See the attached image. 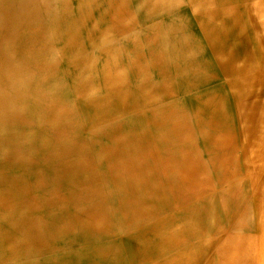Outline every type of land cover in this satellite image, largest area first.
I'll use <instances>...</instances> for the list:
<instances>
[{"label":"rangeland","instance_id":"rangeland-1","mask_svg":"<svg viewBox=\"0 0 264 264\" xmlns=\"http://www.w3.org/2000/svg\"><path fill=\"white\" fill-rule=\"evenodd\" d=\"M147 10L145 0H0V196L3 187L13 189L12 202L0 207V263L44 259L50 252L64 257L67 250L81 256L91 235L76 218L104 230L107 239L96 246L106 252L99 264H144L143 255L152 253L155 240L143 232L154 223L147 225L142 213H153L157 202L173 204L174 196H149L158 180L153 160L146 165L153 179L144 183L137 178L144 167L139 155L118 173L111 154L119 152L116 139L145 137L150 129L161 136L148 120L162 107L172 108L176 119L195 94L181 81L196 71H171L166 62L165 31L173 27L174 43L182 41L177 8L154 21ZM167 19L174 23H163ZM188 21L194 34L197 28ZM153 55L158 66L149 65ZM191 58L198 56L186 61ZM90 100L102 103L98 112ZM124 146L128 154L130 146ZM218 201L220 210L232 203L224 196ZM177 210L170 211L173 218ZM213 245H203L196 258L188 245L185 258L152 254L149 262L220 264L218 243Z\"/></svg>","mask_w":264,"mask_h":264},{"label":"bare ground","instance_id":"bare-ground-1","mask_svg":"<svg viewBox=\"0 0 264 264\" xmlns=\"http://www.w3.org/2000/svg\"><path fill=\"white\" fill-rule=\"evenodd\" d=\"M145 6L148 21L161 20L169 10L177 8L183 18L178 22L182 41L180 45L174 43L173 27L165 31L170 35L165 40L169 54L166 62L171 71L184 69L193 73L195 69L196 73L192 79H181L188 91L189 87L195 88V94H190L189 101L179 107L176 119L172 108L162 107L155 120H148L152 130L161 129V136L150 129L145 137L133 136L126 142L116 139L119 152L111 154L115 163L111 169H118V173H126L128 169L119 168H126V161L139 155L144 167L137 178L144 183L153 179L146 166L149 159L153 160L158 180L155 193L149 196H174L173 204L157 202L153 213L158 210V217L146 210L142 213L147 225L154 223L150 232H143V237L155 240V247H150L152 253L149 250L143 255L144 264H150L152 254L160 258L176 253L185 258L187 244L194 249L196 258V251L204 246L211 248L214 242L219 246L216 256L220 264H264V0H145ZM184 10L190 21L185 20ZM171 20L163 23H174ZM186 21L197 28L194 34L187 30L191 24ZM192 53L198 58L186 61ZM149 59V65L158 66L155 55ZM180 61H184L186 68ZM153 92L155 89L149 90L148 97ZM88 102H93L90 107L96 112L102 105ZM124 145L130 146L128 154L120 149L127 148ZM3 188L0 207L13 200V189ZM223 196L232 203L220 210L216 205ZM175 209L192 217L183 221L182 215L175 219L169 214ZM247 212L254 213L250 227L245 219ZM76 219V224H86L91 235L81 256L67 250L64 257L50 252V257L31 259L33 262L0 264H99L106 252H97L96 246L107 239L104 230L94 229L93 220ZM188 228L193 230L192 236L185 234ZM229 230L236 231L234 236ZM244 231L250 234L245 235ZM180 250L184 251L183 256ZM165 264L175 261L170 258Z\"/></svg>","mask_w":264,"mask_h":264},{"label":"crops","instance_id":"crops-1","mask_svg":"<svg viewBox=\"0 0 264 264\" xmlns=\"http://www.w3.org/2000/svg\"><path fill=\"white\" fill-rule=\"evenodd\" d=\"M177 211H179V210H177ZM180 212V214H177L176 216H175V219H177L178 217L177 216H182L183 215V211H179ZM183 212V213H182ZM171 213L172 212H170L169 214H170V216H171ZM245 219H247L248 220V226L247 225H245V227L247 226V227H250V223L251 222H253V220L252 219H254V213H251V212H247L246 214H245ZM186 219V217H182V220L184 221ZM252 220V221H251ZM230 231V230H229ZM233 232H234V230H232ZM245 232V231H244ZM186 234V233H185ZM188 236H189V233H188ZM186 248H188V245L186 246Z\"/></svg>","mask_w":264,"mask_h":264}]
</instances>
